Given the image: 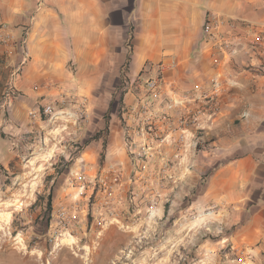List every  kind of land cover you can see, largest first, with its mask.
Segmentation results:
<instances>
[{
	"label": "rangeland",
	"instance_id": "374dc122",
	"mask_svg": "<svg viewBox=\"0 0 264 264\" xmlns=\"http://www.w3.org/2000/svg\"><path fill=\"white\" fill-rule=\"evenodd\" d=\"M18 46L14 65L0 51V264H264V241L244 242L231 206L198 204L206 169L182 183L137 180L123 145V77L112 102L65 100L31 120L34 73L27 43L25 60Z\"/></svg>",
	"mask_w": 264,
	"mask_h": 264
},
{
	"label": "crops",
	"instance_id": "0c3cea01",
	"mask_svg": "<svg viewBox=\"0 0 264 264\" xmlns=\"http://www.w3.org/2000/svg\"><path fill=\"white\" fill-rule=\"evenodd\" d=\"M212 12L225 46L204 38ZM0 23L12 38H0V51L12 65L26 36L34 107L61 91L47 81L77 88L88 105L112 102L120 76L123 101L131 103L134 84L159 62L172 64L165 80L178 90L211 95L217 110L206 120V139L182 152L174 179L206 169L198 204L231 206L244 242L264 241V0H0ZM215 76L222 84L213 92ZM107 137L121 144L120 132Z\"/></svg>",
	"mask_w": 264,
	"mask_h": 264
},
{
	"label": "built area",
	"instance_id": "2783aa9c",
	"mask_svg": "<svg viewBox=\"0 0 264 264\" xmlns=\"http://www.w3.org/2000/svg\"><path fill=\"white\" fill-rule=\"evenodd\" d=\"M221 23V17L216 13L207 14L203 34L204 38L225 46L226 42L218 31ZM0 38L4 43H12L5 23H0ZM16 43L13 41V44ZM19 43L22 47L26 43V36ZM22 50L25 60L28 53L23 47ZM171 68L172 64L159 62L156 70L144 78L142 85L133 89V102L123 101L121 106L123 145L131 156L133 166L145 174L137 179L143 183L175 181L169 170L175 166L176 160L182 158V152L200 144L210 129L206 120L211 119L217 110L214 98L204 91L200 92V96H195L198 91H180L173 83L166 81L165 74ZM210 82L213 92L222 84L217 76L211 77ZM46 86L61 91L57 92V97H53V93L43 95L34 110L28 112L31 120L35 121L41 114H55L60 111L55 110L56 104L65 100L74 101L78 107H87L86 97L77 88L62 89L54 81H47ZM113 167L114 164H111L107 169ZM98 181L100 184L106 183L102 175ZM149 200L148 207L152 211L158 200L155 197Z\"/></svg>",
	"mask_w": 264,
	"mask_h": 264
},
{
	"label": "trees",
	"instance_id": "16d2710c",
	"mask_svg": "<svg viewBox=\"0 0 264 264\" xmlns=\"http://www.w3.org/2000/svg\"><path fill=\"white\" fill-rule=\"evenodd\" d=\"M51 207H52V198L51 196H48L46 201V209L49 211Z\"/></svg>",
	"mask_w": 264,
	"mask_h": 264
}]
</instances>
